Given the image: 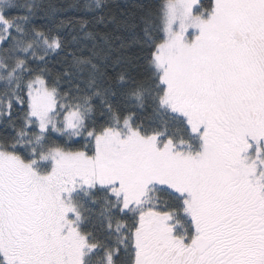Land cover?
<instances>
[{
  "label": "snow or ice",
  "instance_id": "6c2138e0",
  "mask_svg": "<svg viewBox=\"0 0 264 264\" xmlns=\"http://www.w3.org/2000/svg\"><path fill=\"white\" fill-rule=\"evenodd\" d=\"M0 0V264H264V0Z\"/></svg>",
  "mask_w": 264,
  "mask_h": 264
},
{
  "label": "trees",
  "instance_id": "16d2710c",
  "mask_svg": "<svg viewBox=\"0 0 264 264\" xmlns=\"http://www.w3.org/2000/svg\"><path fill=\"white\" fill-rule=\"evenodd\" d=\"M86 0H44V3L58 6L60 8L59 17L60 19H66L68 17L80 18L87 16L81 8L76 7L82 5ZM120 3H141L150 2L152 4H159L162 0H119Z\"/></svg>",
  "mask_w": 264,
  "mask_h": 264
}]
</instances>
